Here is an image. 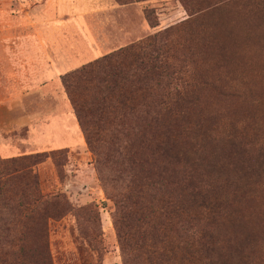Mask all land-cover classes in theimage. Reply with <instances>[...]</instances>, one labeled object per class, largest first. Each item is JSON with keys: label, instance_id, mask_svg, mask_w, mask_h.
<instances>
[{"label": "rangeland", "instance_id": "1", "mask_svg": "<svg viewBox=\"0 0 264 264\" xmlns=\"http://www.w3.org/2000/svg\"><path fill=\"white\" fill-rule=\"evenodd\" d=\"M129 2L0 0V160L24 171L0 200V264H148L152 246L167 264H264V0ZM166 30L195 102L145 145L143 212L127 179L101 182L61 77ZM9 110L26 122L5 129ZM169 198L194 216L190 263Z\"/></svg>", "mask_w": 264, "mask_h": 264}, {"label": "trees", "instance_id": "2", "mask_svg": "<svg viewBox=\"0 0 264 264\" xmlns=\"http://www.w3.org/2000/svg\"><path fill=\"white\" fill-rule=\"evenodd\" d=\"M182 1L185 4L188 0ZM128 3L129 0L121 4ZM168 32L123 47L61 77L84 136L99 156L97 164L101 182H107L106 170L117 175L120 181L127 179L136 205L142 207L143 212L145 145L152 141L162 145L160 133L170 129L178 116L195 102L190 70L172 53L171 46H168L170 42L165 38ZM95 138L103 142L97 145ZM20 164V161L0 160L1 201L23 178L24 171L19 172ZM31 197L33 204H39L43 199L37 192ZM26 199L28 195L22 194L21 200ZM166 201L171 204L168 208L173 209L177 220L180 217L186 219H183L185 223L180 232L184 235L181 262L190 263L197 251L194 216L178 209L172 198ZM19 204L11 211L27 210L21 209ZM140 221L145 226L144 214ZM147 225L150 226L148 221ZM173 225L174 222L168 220L164 229ZM139 237H143L142 250L145 251V231ZM145 256L148 264H167L169 260L168 253L159 252L153 246Z\"/></svg>", "mask_w": 264, "mask_h": 264}, {"label": "crops", "instance_id": "3", "mask_svg": "<svg viewBox=\"0 0 264 264\" xmlns=\"http://www.w3.org/2000/svg\"><path fill=\"white\" fill-rule=\"evenodd\" d=\"M16 37L17 36L14 35L13 38L15 39ZM4 43H3V46H13L14 49H16V46H23L21 43H18V42H13L11 44H6V43L4 44ZM20 59H21V55L20 56L17 55L16 58L13 60V64H12L13 66H10V65L8 66V67L12 68L11 73L15 76L14 87L17 90H19V91H21L22 86H23L22 79L21 80H18V79L16 80V78H17L16 76H18L20 78V76L22 75V71H21L22 65H21V60ZM51 61L53 62L52 58H51ZM52 62L49 63V64H51L50 65V70H49V75H50L51 79L50 78L48 79V77H47V79L45 80V89H46V91H47L49 85H51V86L53 85V83H52V79H53V64H52ZM47 65H48V62H47ZM0 66H3L2 62H0ZM3 73H4V71H3ZM31 85H32V82H25V87L28 88V87H31ZM0 86H1L0 93H3V89H4V91H6L5 87H4L5 85H0ZM46 95H47V93H46ZM6 113H7V119H6L7 123L5 124V129H7L9 127H14L15 125H20L25 120V119L23 120V118L15 117L14 116V112H12L10 110H9V112L7 111ZM25 122H26V120H25Z\"/></svg>", "mask_w": 264, "mask_h": 264}]
</instances>
